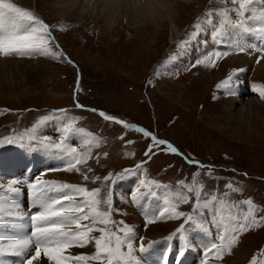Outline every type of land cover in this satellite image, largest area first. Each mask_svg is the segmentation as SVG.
<instances>
[{"label":"rangeland","instance_id":"1","mask_svg":"<svg viewBox=\"0 0 264 264\" xmlns=\"http://www.w3.org/2000/svg\"><path fill=\"white\" fill-rule=\"evenodd\" d=\"M215 1L219 0H213V2L210 0H181L183 3L181 7H175L172 10L176 15V27H173L169 19L165 18L161 22L159 36L155 39L149 38V41L144 40V45L146 44L148 48L141 50L137 45L133 48L137 35L129 31L133 27L128 28V31L121 30L115 38L111 37L112 27L107 23H111L112 20L104 21L101 18H93L88 12L90 8H86L87 10L80 8L84 2L82 0L78 1L79 6H68L67 2H62V0H11L12 3L31 11L39 19L41 17L36 12L51 21L54 26L53 32L56 38L60 39V42L56 40L58 45L64 47L69 57L73 58L78 67L82 68L84 78L79 89L76 90V68L69 65L64 57L60 60L43 56L24 57L35 63L33 69L31 68L33 65H29L33 70L31 72L34 78L29 79L25 75H20L17 69L14 70L15 78L8 80L11 82L5 81V84L2 80V86H4L0 87V135L28 129L35 125L44 114L50 113V110L55 108L67 109L71 118H78L76 127H83L87 132L94 133L96 137H102L103 143L99 147H92V159H89L86 164L77 165L81 171L88 167L92 168V171L87 173L90 178L88 181H84L82 176L75 171L47 172L48 179L71 184H86L89 189L101 187L102 199L106 198L108 192H111L113 208L119 210L113 212V219L123 221L124 225L133 228L138 224L139 230H135L136 237L142 238L140 240L143 242L147 241L145 234L173 235L177 232L176 230L181 229V226H183V234L195 236L196 229L192 234L190 227L201 224L211 229L217 241V232L209 218L213 216L211 209L201 210L202 214L199 219H196L195 224L186 222L185 217L179 219L159 217L149 224L135 211L136 215L141 218V221L136 222L135 214L130 212L137 204H134L131 198H135L138 194L142 198L145 196L141 195L142 191L148 189L155 193L157 207L155 213H159L158 209L162 210L165 206V199L169 198V188L176 190L178 181H191L197 172L201 173L200 180L205 185V192L222 194L228 191L227 186L231 183L241 189L239 193H231L232 200L251 199L254 204L264 209V99L258 98L257 95H248V92L245 93L246 95L243 94V86L250 84L245 83L246 78L238 79L240 75H235V81H241L243 84H239L241 86L239 88L235 87V97L226 95L225 92L222 93L223 87H217L221 84L220 80L239 71L237 65H226L225 57L215 67L199 64L193 67L191 59L192 69L175 75L166 71L162 65L164 61L161 62L164 56L177 50L180 40L190 38L200 15L202 16L201 21L209 9L218 8L217 4L213 5ZM231 4L229 2L226 5L231 6ZM222 5L224 6L221 8L228 7L225 4ZM141 10L146 11L142 12V17L148 15L145 6ZM214 18L215 16L212 17V21ZM247 22L252 28H255L254 22L258 24L254 18L247 19L244 24ZM214 23L213 21L209 25L202 24V31L209 34ZM234 23L232 21L231 24L234 25ZM215 27L214 32H218L220 25H215ZM60 28L64 30H58ZM202 31H199V34ZM222 34V32L219 33V35ZM226 34L228 33H225V37ZM254 34L256 33H252L251 37L241 38L242 43L262 42L259 37L256 38L258 35L254 36ZM102 39L104 40L102 41L103 46L99 43ZM194 39H191L190 43H194ZM204 39L205 37L202 38ZM198 49L202 55V48ZM58 50L61 48L58 47ZM196 55L194 54V58ZM20 58L17 57V59ZM42 63L44 64L41 65ZM4 68L0 66V70ZM216 69L222 70L224 75L214 84L208 85L209 89L204 94L205 91L201 89L207 82H210ZM245 69L243 68V71ZM249 90L252 91V89ZM238 95L243 96L237 97ZM236 97L241 100L234 107L229 108L228 103L237 100ZM202 98L204 99L201 104L195 102ZM207 99L218 100L219 103L209 110L206 109V105L204 106ZM76 101L84 107L77 108ZM87 106L129 118L139 125L142 124L156 130L159 135L178 145L181 150L183 149L188 155V160L198 161L206 167L200 169L195 164L187 163L182 155L160 151L157 148L153 149L156 152L155 155H143V149L148 148L152 143L149 138L135 130L125 129L122 125L103 120L98 115V111L89 112ZM76 139L79 140V138ZM82 145L83 150L79 147H72H75L78 153L87 151L85 145ZM17 152L19 151H16V154H19ZM13 153L15 152L10 154ZM104 153H107V156H104ZM20 156H23L24 160L26 154L23 153ZM97 156H99L98 161ZM38 158L44 159L45 157ZM50 158L54 157L50 156ZM140 161L148 162L142 166L144 169L142 172L146 174L139 177L140 181L144 182L141 184L143 185L142 190L123 193V190L117 189L118 186L115 184L120 183L125 176H128L133 184L137 175L130 169L126 170L133 163ZM46 163L48 162H43L41 165L44 167ZM64 163L67 164L66 160ZM208 166L214 169L211 177L206 175ZM37 171L33 173L34 176ZM109 174L111 178L105 182L103 178ZM96 176L101 177V180L92 183ZM0 183L3 182L0 181ZM4 184L7 185V183ZM160 184L163 185L160 186ZM30 204L32 207V199ZM194 206V201L180 204L178 211L191 214L196 218L197 214L193 211ZM106 207L102 205V208ZM20 210L25 218L34 213L32 208L26 212L25 206ZM256 215L257 219L264 217V211L257 212ZM28 223L30 224V221ZM29 230H31L30 226L24 232L30 233ZM94 235H99V233H94ZM195 239L193 246L200 254V260L205 261V264H251L254 257L259 264V257L264 256L261 254L264 250V224L254 226L242 233L238 244L232 248L231 254H225L222 260L215 259L211 252L205 260L204 246L212 242L204 243L198 237ZM70 252L72 254H92L95 248L92 245L86 248L74 247L70 249ZM90 264H96V262H90Z\"/></svg>","mask_w":264,"mask_h":264},{"label":"snow or ice","instance_id":"2","mask_svg":"<svg viewBox=\"0 0 264 264\" xmlns=\"http://www.w3.org/2000/svg\"><path fill=\"white\" fill-rule=\"evenodd\" d=\"M232 3L234 8H219L216 10L209 9L205 18L195 25V30L188 40L180 42L178 47L186 48L191 39H194L199 31H202V24H212V17L220 18V27L217 30L221 33L226 22L231 23L230 12L236 13L237 20L247 11L248 5L252 0H219L221 4ZM10 20L11 27L0 32V57H21L32 58L34 56L51 57L60 60L64 57L62 50H58L56 41L49 24L39 19L31 11L12 3L11 0H0V21ZM235 27H244L243 24H235ZM58 30H64L60 28ZM247 32L256 33L261 41V45L256 44H236L235 51L246 52L248 48H254L256 51L264 52V17H261L256 28L250 25L245 28ZM228 53L214 52L206 55L196 61L197 64L215 67V61L221 56ZM264 57L257 59L259 60ZM176 57H171L175 60ZM69 65L73 61L66 59ZM243 71V69L239 70ZM231 80V76L229 77ZM151 84V82H149ZM217 87H228V80L222 82ZM260 98L264 99V85L254 89ZM77 108L84 106L76 101ZM96 112V109H92ZM68 110L60 109L52 113L53 118L61 120V141L56 144H48L47 148L62 151L70 159L68 161L67 171L79 173L84 181L90 178L88 172L92 171L91 167L81 171L77 165L86 164L92 159V147H99L103 143L102 137H96L94 133L87 132L83 127H76L78 118L67 117ZM98 115L105 121L114 122L122 125L125 129H134L149 138L152 143L148 146L145 155H155L154 148L160 151H167L172 154L182 155L178 149L169 142L157 139V137L142 127H136L124 120L115 118L112 115L99 111ZM49 117H43L41 122L47 121ZM34 131V130H33ZM69 138H80L87 151L78 153L75 147L68 143ZM123 137H121L122 139ZM30 139L34 140L35 137ZM11 138L0 139V146L5 143H12ZM132 143V141H129ZM163 146V147H161ZM107 156V153L103 154ZM97 161L99 156L96 157ZM189 164H195L196 167L204 169L206 166L198 161L186 160ZM138 165L137 168H140ZM129 171V170H126ZM214 169L208 166L206 175L212 176ZM201 173L194 174L191 181H178V188L172 190L169 188V198L164 201L165 206L160 211L161 218L179 219L185 217L186 222L196 223V219L201 216V210H212L213 216L210 223L215 227L217 232V241L204 246L205 260L211 252L215 259L222 260L225 254H231L232 248L238 244L239 236L250 230L254 226L264 224V217L257 219V212L264 211L260 206L254 204L251 199L235 201L231 199V193H239L241 189L233 184H228V191L222 194L205 192V185L200 180ZM111 174L104 177L107 182ZM101 180L96 176L92 183ZM22 182L17 180L10 181L7 185L0 183V264H40L41 257L48 264H142L141 259L136 255L137 252L143 254L148 251L143 243L139 248L135 247L136 233L132 226L124 225L123 221L113 219V212L119 211L113 208V198L111 192H108L106 198H101V187L89 189L86 184H71L56 180L37 179L34 183H29L27 187L31 190V197L34 206H39L40 210L34 215L25 218L19 211L17 197L21 195ZM155 183V182H153ZM222 197V198H221ZM135 200V198H134ZM194 201V212L197 214L194 218L191 214L178 211L180 204L192 203ZM106 205V208H102ZM246 206V207H245ZM30 221V224L24 222ZM155 222V217L147 220V223ZM31 227L30 234H24V230ZM201 230L211 235V229L206 228L203 224L199 225ZM177 230L168 239L173 237L180 238ZM99 233V235H94ZM142 240V238H140ZM92 245L95 252L92 254L79 253L72 254V248H86ZM188 245L182 247L176 252L177 264L179 258L184 255ZM171 250L169 245L165 249L163 264H167V255ZM264 255V250L261 252ZM14 258V259H9ZM205 264V261H202ZM251 264H258L254 257ZM259 264H264V260Z\"/></svg>","mask_w":264,"mask_h":264},{"label":"bare ground","instance_id":"3","mask_svg":"<svg viewBox=\"0 0 264 264\" xmlns=\"http://www.w3.org/2000/svg\"><path fill=\"white\" fill-rule=\"evenodd\" d=\"M63 1L64 2L66 1L67 2L66 5H68V6H75V5L79 6V4H80V3H78L79 0H62V2ZM82 1H84V2L81 4L80 8L83 7L85 9L86 8L92 9L91 11L89 9L88 12L90 13V16H93V18L94 17L99 18V19L101 18V19H104V21L105 20L109 21L110 19L112 20L111 23H107V24H109V26L111 24V27H112V31L110 33L111 37L115 38L118 35V33L121 32V30L125 31L128 28L133 27L134 29L132 28L129 30L130 32H133L134 34H137L136 36L134 35L136 42H134L133 48H135L137 45L141 50L144 48H148V46L146 44L144 45V40L149 41V38L155 39V37L159 36V33H161L160 32L161 22L165 18L169 19V21L173 27H176V25H177V22L175 19L176 15L172 10L175 7L180 8L181 5L183 4V3H181V0H82ZM142 1H144V2H142ZM256 1L260 6L264 5V0H256ZM68 2H70V3H68ZM144 6L146 7L148 15L147 16L144 15V17H142L143 16L142 12L143 11L146 12L145 10H141ZM257 10H258L257 16L252 17V18H254L255 21L258 23L260 21L261 17H264V9L261 10V8H260ZM36 13L38 16L41 17L39 12H36ZM232 21L235 22L234 25L237 24L236 19L231 18V23H232ZM244 22H246L245 19L240 20V24H243L245 27L249 26L248 22H247V24H244ZM231 23L229 24L226 22L225 27L222 31V33H223L222 35L224 37H225V33H228V35L227 34L226 35L229 36V35H231V32L235 31L233 28L234 25H232ZM218 25H220L219 21H218ZM254 26H255V28L257 27L255 22H254ZM10 27H11L10 20L0 21V32H3L4 30H6ZM105 30H107L106 27H105ZM148 32H150V33H148ZM176 32L178 33L177 29H176ZM104 33H105V31H104ZM125 34H126V32H125ZM255 35L256 34H254V36ZM54 37L56 40L58 39L60 42V39L58 37L56 38L55 35H54ZM126 37H127V34H126ZM242 38H244V37H242ZM256 38H258V36H256ZM244 40H246V39H244ZM102 41H104V40L102 39L99 42L100 44H102L101 46L104 45L102 43ZM203 41L210 43L209 44L210 46L212 44V39H210V38L205 37V39ZM246 43H248V42H246ZM254 43H257V42H254ZM261 44H262V42H258L256 45H261ZM196 45L199 46L198 43H196ZM242 45H243V43H242ZM119 46H123V45H119ZM251 50H253V51H251ZM224 53H228V55L224 56L225 59H227L226 65H232V66L237 65V66H239L238 70L246 68L244 71H242V74H240V78H238V79H245L246 78L244 80L245 83L250 84L251 86L254 87V89L260 85H264V58H261L259 60V63L256 62L258 58L264 57V52L256 51L254 48L253 49L248 48L246 52L228 51V52H224ZM37 61H39V60H37ZM34 64L35 63H33V60L29 61V60L24 59V58L17 59V57H10V58L0 57V66L5 67L4 70H0V80H1L0 87L3 88V86H4V85L2 86V80H3V83L6 84L5 81L11 82L8 80H12V78H15L16 72L14 70H17V69H19L20 75H22V76L25 75L29 79L34 78L32 76L33 75L32 72H31V70L34 68ZM43 64L44 63H42L41 65H43ZM29 65H33V66L31 67ZM30 67L32 69H30ZM38 69H40V68H38ZM249 71H251V72H249ZM223 75H224V73L222 72V70L216 69L215 72L213 73V76L210 78L211 79L210 82H207L201 89L202 91H205L204 94L209 89L208 85L214 84L215 81L218 80L219 78H221ZM250 85L245 84L243 86V89H242V92H244L243 94H245L247 92L248 93L251 92V93L256 94L258 96V98H260L259 94L256 91H254V90L250 91L249 90L251 88ZM236 88H238V87H236ZM239 95H241V94H239ZM239 95L237 97H240ZM179 96H181V95H179ZM191 96H192V94H191ZM182 97H183V95H182ZM203 97H205V96H203ZM189 99H191V98H189ZM203 99L204 98L195 100V102L196 103L200 102V104H201L203 102ZM239 100H241V99L237 98V100L231 101L230 103H228L229 108H232V107H234V105L238 104L237 102ZM218 103H219L218 100L212 101L210 99H207V100H205L204 106L206 105L205 106L206 109L210 110L214 105H216ZM4 156H0V176L5 177L7 175L6 173H3V171L5 169L20 171L18 176L21 180L29 175V171L31 170L30 166H31L33 160H35V159H33L32 157H29L26 160L25 159L23 160L24 157L20 156L19 154H16V153L10 154V157L9 156L4 157ZM37 160H40L43 162H48L49 160H51V164H52L55 162L54 160H56V159L55 158L40 159L37 157ZM57 161L58 160H56V162ZM41 166L43 167V165H41ZM42 167H40V164H39L38 166H35L34 169L36 168L35 171H37L39 168H42ZM35 171H33V173ZM32 201H33V199H32ZM22 208H23V206H20L19 211H21L20 209H22ZM30 208H32L34 211V213H32L30 215H34L38 209L40 210L39 206H34V203H33V206ZM130 212L135 214L136 222H138L141 219L138 215H136L135 210L131 209ZM137 226H138V224H137ZM137 226H134V230H136V231L139 230V228ZM166 231H163V232L166 233ZM24 234H30V233L24 232ZM148 234H145V238L148 242L147 241L143 242L136 237L135 247H139L140 243H143V245H148L151 242L155 241L156 239L166 236V235H162V233L159 235H155V236L152 234H150V235H148ZM168 248L169 247L165 244L158 246V250H161L160 252H165V249H168ZM157 257H158V252H154V253H152V259L149 262H144V263L142 262V264H159L157 261ZM236 257H238V256H236ZM196 261H197V258L192 253L189 255H183L182 257L179 258V264H190L191 262H192L191 264H196ZM174 263L177 264V259L174 261ZM34 264H35V262H34ZM40 264H48V262L43 258V255L41 257Z\"/></svg>","mask_w":264,"mask_h":264},{"label":"crops","instance_id":"4","mask_svg":"<svg viewBox=\"0 0 264 264\" xmlns=\"http://www.w3.org/2000/svg\"><path fill=\"white\" fill-rule=\"evenodd\" d=\"M47 161H48V160H47ZM32 163H33V165H34V164H35V160H33ZM39 164H40V165L43 164V161H40V160H37V159H36V164H35V166H38Z\"/></svg>","mask_w":264,"mask_h":264}]
</instances>
